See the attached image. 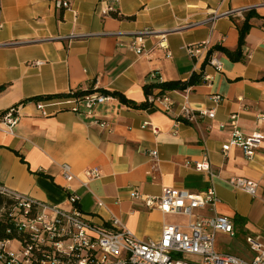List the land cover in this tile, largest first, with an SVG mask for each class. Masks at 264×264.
<instances>
[{"label": "crops", "instance_id": "0c3cea01", "mask_svg": "<svg viewBox=\"0 0 264 264\" xmlns=\"http://www.w3.org/2000/svg\"><path fill=\"white\" fill-rule=\"evenodd\" d=\"M57 1L0 0V111L18 106L20 114L13 133L0 129V184L67 209L74 206L70 193H76L90 220L108 224L118 217L145 240L159 239L167 222L188 219L147 207L131 196L134 189L161 195L166 187L204 192L214 184L218 201L200 212L232 219L236 235L219 231L218 238H238L242 252L234 254L250 257L247 237L264 239V143L252 159L238 147L225 155L222 146L235 129L264 133V0H69V8ZM250 5L257 8L250 10L255 14L242 58L214 51L222 63L217 70L207 61L209 50L216 44L236 49L249 12L227 11ZM108 6L114 10L104 13ZM145 28L155 32L140 54L127 43ZM73 33L85 36L69 38ZM188 45H200V51L191 54ZM194 72L209 79L185 90L157 88L149 97L153 104L144 107L112 97L94 116L57 106L39 109L35 99L98 88L141 104L146 83L186 80ZM184 104L197 113L192 121L181 116ZM211 108L214 118L199 114ZM102 120L107 128L97 123ZM154 149L157 159L149 155ZM206 159L214 176L195 168ZM64 162L77 175L71 181L62 174ZM89 168L101 175L84 186ZM234 176L256 181L257 193L232 186Z\"/></svg>", "mask_w": 264, "mask_h": 264}, {"label": "built area", "instance_id": "2783aa9c", "mask_svg": "<svg viewBox=\"0 0 264 264\" xmlns=\"http://www.w3.org/2000/svg\"><path fill=\"white\" fill-rule=\"evenodd\" d=\"M59 8H69V0H58ZM257 8L250 5L231 9L228 14L242 13ZM114 10L108 6L103 12ZM226 14V13H224ZM219 14L215 13L214 17ZM222 15V13H221ZM3 24L0 23V29ZM155 30L145 28L132 36L127 47L142 54L145 52V39ZM78 34L68 37L74 38ZM3 43H0V45ZM187 51L197 54L200 45H188ZM217 70L222 69V63L213 54L208 60ZM35 64H42L40 60ZM157 73H153L155 77ZM206 80L209 79L205 75ZM113 96L101 91H94L85 95H77L75 90L68 93L55 94L51 97L37 99V107L44 109L57 106L87 116L95 115V108L104 104ZM213 100L221 101L220 95H214ZM170 110V106L165 108ZM181 116L192 121L196 111L188 104L182 106ZM202 116L215 117V109L199 112ZM235 118V116H233ZM20 119L18 106H11L0 113V129L13 133ZM104 128L109 126L107 121H97ZM154 132L159 128L151 123ZM224 127L222 123L220 125ZM264 143V133L254 132L245 134L235 129L229 139L223 144L225 155L232 147L240 148L252 159ZM149 155L157 159L158 151L151 150ZM62 174L71 181L77 177L71 164H61ZM198 171H209L212 176L210 162L206 159L195 163ZM84 186L89 181L101 175L98 168H89L85 172ZM232 186L240 188L250 194L257 193L258 183L253 179L234 176L229 179ZM0 190L13 199L10 205L0 208V220L7 222L6 233L10 236L0 239V264H264V239L259 235H249L247 244L252 253L250 257L238 254L223 253L216 249L219 231L236 235L234 221L224 215L213 213L203 214L201 209L213 210L218 195L214 184L204 192L188 189L166 187L161 195H152L134 189L133 198L140 199L147 207L157 208L164 214L187 217L186 222H167L163 226L159 239H140L118 217L112 216L108 224H99L90 220L77 206L79 195L70 193L69 202L72 209L60 204L37 200L0 184ZM102 205V202L99 203Z\"/></svg>", "mask_w": 264, "mask_h": 264}, {"label": "trees", "instance_id": "16d2710c", "mask_svg": "<svg viewBox=\"0 0 264 264\" xmlns=\"http://www.w3.org/2000/svg\"><path fill=\"white\" fill-rule=\"evenodd\" d=\"M255 13L253 11H249L246 15V18L242 25L239 28L240 32V37H239V45L236 49L232 50L229 49L221 44H216L213 46L208 53V59L211 57L212 53L214 51H223L226 53L232 60L236 61L242 58L243 52H242V46L245 42V36L247 32L249 31L251 27L250 23V18L254 15ZM205 81V74L204 73H196L194 72L190 78L186 80H169V81H158V82H148L144 85V91L147 96V100L144 103L137 104L136 102L132 101L131 99H128L123 95L122 93L118 91H108L105 89H98V88H88V89H76L75 93L77 95H85L94 91H101L103 93L109 94L113 97H118L121 101L130 104L131 106L134 107H144V106H149L153 104L152 101L149 100V97L151 95H154V90L155 89H160L161 92L166 91V90H173V89H178V90H185L190 86H193L195 84H198L201 81ZM68 93V92H66ZM64 94V93H61ZM52 95H47V96H40V97H35V99H41V98H47L51 97ZM3 111H0L2 113ZM13 202V199L4 194L0 190V208L4 205H10ZM6 227H7V222L4 220H0V239L10 236L6 233Z\"/></svg>", "mask_w": 264, "mask_h": 264}, {"label": "rangeland", "instance_id": "374dc122", "mask_svg": "<svg viewBox=\"0 0 264 264\" xmlns=\"http://www.w3.org/2000/svg\"><path fill=\"white\" fill-rule=\"evenodd\" d=\"M241 243H243V241ZM241 243L238 242V238H236V237L232 238V241L226 242V240L219 239L217 236L216 248H217V246H218V248L221 247L223 253H232V254L239 253V254H241V252H242ZM244 246L246 247V244Z\"/></svg>", "mask_w": 264, "mask_h": 264}]
</instances>
